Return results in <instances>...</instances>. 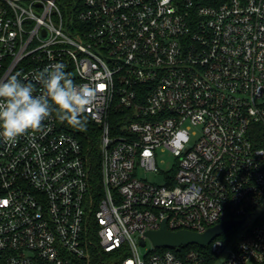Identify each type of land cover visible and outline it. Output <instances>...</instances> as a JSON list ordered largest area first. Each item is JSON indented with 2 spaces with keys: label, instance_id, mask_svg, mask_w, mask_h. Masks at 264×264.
Instances as JSON below:
<instances>
[{
  "label": "built area",
  "instance_id": "2783aa9c",
  "mask_svg": "<svg viewBox=\"0 0 264 264\" xmlns=\"http://www.w3.org/2000/svg\"><path fill=\"white\" fill-rule=\"evenodd\" d=\"M55 63L95 89L100 181L55 115L0 138V264H264V0H0V80Z\"/></svg>",
  "mask_w": 264,
  "mask_h": 264
},
{
  "label": "clouds",
  "instance_id": "9594fccd",
  "mask_svg": "<svg viewBox=\"0 0 264 264\" xmlns=\"http://www.w3.org/2000/svg\"><path fill=\"white\" fill-rule=\"evenodd\" d=\"M35 80L39 92L16 76L0 80V138L15 142L29 130H40L53 115L71 127H86L84 114L96 100L94 88L74 83L62 63L46 67Z\"/></svg>",
  "mask_w": 264,
  "mask_h": 264
},
{
  "label": "water",
  "instance_id": "95a60500",
  "mask_svg": "<svg viewBox=\"0 0 264 264\" xmlns=\"http://www.w3.org/2000/svg\"><path fill=\"white\" fill-rule=\"evenodd\" d=\"M238 223V221L229 220L209 229L203 234H199L187 230L171 232L167 228L166 222H164L159 231L148 232L146 236L155 248H177L189 245L204 247ZM141 244L145 246L146 243L144 239L141 240Z\"/></svg>",
  "mask_w": 264,
  "mask_h": 264
},
{
  "label": "trees",
  "instance_id": "16d2710c",
  "mask_svg": "<svg viewBox=\"0 0 264 264\" xmlns=\"http://www.w3.org/2000/svg\"><path fill=\"white\" fill-rule=\"evenodd\" d=\"M85 117L87 119V123H86V127L83 130L79 128L71 127L67 122L64 123L70 131L76 133L79 137L82 138V141L85 145V148L88 152V155L90 157L93 166L94 182L95 184H98L100 181V156L98 152L96 139L93 137L89 139V135L94 136V134L98 131V128L93 124V122L89 120L87 116ZM191 248H200V247L197 245H189L183 247L182 250H188ZM117 256H118L117 253L111 254L110 256H108V262L112 263V260H117Z\"/></svg>",
  "mask_w": 264,
  "mask_h": 264
},
{
  "label": "rangeland",
  "instance_id": "374dc122",
  "mask_svg": "<svg viewBox=\"0 0 264 264\" xmlns=\"http://www.w3.org/2000/svg\"><path fill=\"white\" fill-rule=\"evenodd\" d=\"M160 159L165 160V163L161 164V168L163 170L171 169L175 163V157H173L169 152L160 154ZM146 175L150 180H156L157 179V176L152 174V173H149ZM151 248H152L151 242L148 241L147 245L145 247L141 248V254L145 255Z\"/></svg>",
  "mask_w": 264,
  "mask_h": 264
}]
</instances>
